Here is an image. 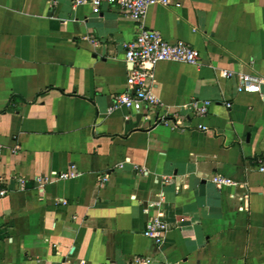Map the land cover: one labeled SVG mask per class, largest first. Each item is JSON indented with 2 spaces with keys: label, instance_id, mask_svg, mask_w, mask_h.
I'll return each mask as SVG.
<instances>
[{
  "label": "crops",
  "instance_id": "1",
  "mask_svg": "<svg viewBox=\"0 0 264 264\" xmlns=\"http://www.w3.org/2000/svg\"><path fill=\"white\" fill-rule=\"evenodd\" d=\"M142 24L200 64L155 66L161 109L107 113L138 25L110 6L0 0V264H264V97L236 92L238 73L264 77V0H168ZM155 216L160 245L142 234Z\"/></svg>",
  "mask_w": 264,
  "mask_h": 264
},
{
  "label": "built area",
  "instance_id": "2",
  "mask_svg": "<svg viewBox=\"0 0 264 264\" xmlns=\"http://www.w3.org/2000/svg\"><path fill=\"white\" fill-rule=\"evenodd\" d=\"M71 6H88L92 14H99L103 6L117 8L123 15L138 25V33L128 42H123L121 47L124 59L129 65L125 80V90L112 97L107 113L116 109L124 108L132 113H145L149 110L161 109L162 104L152 93L153 71L155 66L161 62L182 63L188 65H199V54L191 46L182 41L175 43L166 42L161 35L143 26L142 21L148 8L156 3L168 5V0H69ZM92 44L96 43L94 37L87 38ZM221 76L229 78L228 71H222ZM237 93L259 94L264 97V77H258L247 73L237 74ZM263 89V91H262ZM209 101L202 103L192 102L190 109L193 115L203 116L207 113ZM226 108L231 104L226 103ZM162 121V120H161ZM257 172L264 174V163L258 162ZM77 176L73 166L69 171L58 172L54 179L38 177L39 185H45L53 181L72 179ZM22 182V181H20ZM212 182L216 185L228 184L230 181L220 177H214ZM5 191L0 190V197H4ZM167 231V223L160 217L155 216L146 221L142 234L156 245L163 243ZM149 260L135 257L132 264H148Z\"/></svg>",
  "mask_w": 264,
  "mask_h": 264
},
{
  "label": "water",
  "instance_id": "3",
  "mask_svg": "<svg viewBox=\"0 0 264 264\" xmlns=\"http://www.w3.org/2000/svg\"><path fill=\"white\" fill-rule=\"evenodd\" d=\"M262 91H263V89H262Z\"/></svg>",
  "mask_w": 264,
  "mask_h": 264
}]
</instances>
